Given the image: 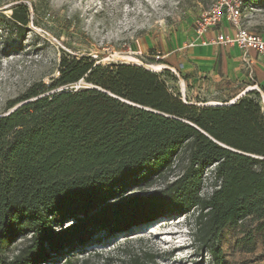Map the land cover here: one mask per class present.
Here are the masks:
<instances>
[{
	"label": "trees",
	"instance_id": "1",
	"mask_svg": "<svg viewBox=\"0 0 264 264\" xmlns=\"http://www.w3.org/2000/svg\"><path fill=\"white\" fill-rule=\"evenodd\" d=\"M16 1L11 19L23 28L32 0ZM81 81L91 87L72 88ZM261 99L253 91L233 104L201 106L144 67L62 57L57 78L30 86L7 109L22 106L0 117V264H54L63 257L65 264H91L67 256L98 244L100 234L196 211L193 237L213 264H223L228 227L252 219L264 244ZM181 162L183 173L163 189L123 197ZM211 168L220 185L203 197ZM159 258L144 252L129 264Z\"/></svg>",
	"mask_w": 264,
	"mask_h": 264
},
{
	"label": "rangeland",
	"instance_id": "2",
	"mask_svg": "<svg viewBox=\"0 0 264 264\" xmlns=\"http://www.w3.org/2000/svg\"><path fill=\"white\" fill-rule=\"evenodd\" d=\"M218 2L32 0L27 3L31 11L30 23L19 28L11 16L13 7L21 2L0 0V117L12 111L7 109L8 103L30 86L38 82L49 84L57 78L64 56L91 57L104 66L144 67L160 75L167 86L179 94V76L168 74L162 66L163 60L156 57L172 47H180L181 40L195 31L197 20ZM244 15L246 26L264 33V2L247 1ZM74 86L78 89L91 87L85 81ZM182 98L185 100L183 95ZM185 165L181 162L162 177L130 187L123 197L147 196L163 189L183 173ZM212 171L213 168L206 172L203 197L211 195L220 185ZM196 215L197 211L186 217L163 218L151 226L136 227L120 235L100 234L98 244L67 257L89 258L91 264H129L131 256L151 252L160 256L155 264H213L210 254L201 250L194 240L192 225ZM153 227L158 231L150 234ZM256 227L257 222L249 219L222 232L223 264H264V244ZM19 246L18 242L12 255ZM65 261L63 257L53 263L65 264Z\"/></svg>",
	"mask_w": 264,
	"mask_h": 264
},
{
	"label": "crops",
	"instance_id": "3",
	"mask_svg": "<svg viewBox=\"0 0 264 264\" xmlns=\"http://www.w3.org/2000/svg\"><path fill=\"white\" fill-rule=\"evenodd\" d=\"M233 31L226 21L203 38L193 31L181 40L180 47L164 52L162 66L179 76L181 94L194 104L234 103L247 93L257 91L264 111V55L215 43L218 35Z\"/></svg>",
	"mask_w": 264,
	"mask_h": 264
},
{
	"label": "built area",
	"instance_id": "4",
	"mask_svg": "<svg viewBox=\"0 0 264 264\" xmlns=\"http://www.w3.org/2000/svg\"><path fill=\"white\" fill-rule=\"evenodd\" d=\"M214 7L202 15L195 23L197 37L203 38L214 30L221 22L226 21L234 29L233 33H222L215 43L229 47H239L244 50H254L264 55V35L252 32L245 24L244 0H218ZM157 60H163L164 54H158ZM72 88L78 89L73 86ZM186 101V98H185Z\"/></svg>",
	"mask_w": 264,
	"mask_h": 264
},
{
	"label": "bare ground",
	"instance_id": "5",
	"mask_svg": "<svg viewBox=\"0 0 264 264\" xmlns=\"http://www.w3.org/2000/svg\"><path fill=\"white\" fill-rule=\"evenodd\" d=\"M161 68V67H160ZM158 69V68H157ZM163 223H165V222H163ZM160 224H162V223H160ZM158 230H156V227H153L152 229H151V232H150V234H153V233H155V232H157Z\"/></svg>",
	"mask_w": 264,
	"mask_h": 264
},
{
	"label": "water",
	"instance_id": "6",
	"mask_svg": "<svg viewBox=\"0 0 264 264\" xmlns=\"http://www.w3.org/2000/svg\"><path fill=\"white\" fill-rule=\"evenodd\" d=\"M231 104H233V103H231ZM20 106H22V104L16 106L11 112L15 111V110L18 109ZM11 112H10V113H11Z\"/></svg>",
	"mask_w": 264,
	"mask_h": 264
}]
</instances>
